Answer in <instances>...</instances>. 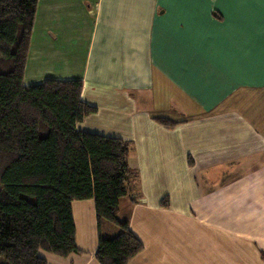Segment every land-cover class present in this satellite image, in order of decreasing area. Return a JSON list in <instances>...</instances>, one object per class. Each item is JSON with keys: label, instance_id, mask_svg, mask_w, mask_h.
Returning <instances> with one entry per match:
<instances>
[{"label": "crops", "instance_id": "crops-1", "mask_svg": "<svg viewBox=\"0 0 264 264\" xmlns=\"http://www.w3.org/2000/svg\"><path fill=\"white\" fill-rule=\"evenodd\" d=\"M46 80L82 82L78 132L131 144L128 264H264V0H38L22 85ZM71 211L80 252L39 256L98 264L94 202Z\"/></svg>", "mask_w": 264, "mask_h": 264}, {"label": "trees", "instance_id": "trees-1", "mask_svg": "<svg viewBox=\"0 0 264 264\" xmlns=\"http://www.w3.org/2000/svg\"><path fill=\"white\" fill-rule=\"evenodd\" d=\"M37 4L0 0V258L5 264H47L40 251L60 258L78 254L71 204L92 200L96 261L128 264L143 250L117 217L120 200L138 180L128 165L131 144L76 130L95 112L80 99V80L23 87ZM103 222L120 233L103 237Z\"/></svg>", "mask_w": 264, "mask_h": 264}, {"label": "rangeland", "instance_id": "rangeland-1", "mask_svg": "<svg viewBox=\"0 0 264 264\" xmlns=\"http://www.w3.org/2000/svg\"><path fill=\"white\" fill-rule=\"evenodd\" d=\"M104 223H106V222H104ZM106 224H108V223H106ZM112 228H115V227L112 226ZM0 264H5L4 260L2 258H0Z\"/></svg>", "mask_w": 264, "mask_h": 264}]
</instances>
